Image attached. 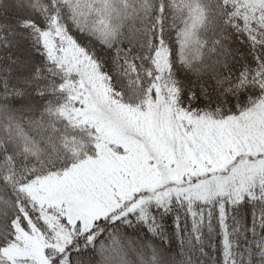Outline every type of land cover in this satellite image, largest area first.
<instances>
[{
	"label": "snow or ice",
	"instance_id": "1",
	"mask_svg": "<svg viewBox=\"0 0 264 264\" xmlns=\"http://www.w3.org/2000/svg\"><path fill=\"white\" fill-rule=\"evenodd\" d=\"M0 264H264V0H0Z\"/></svg>",
	"mask_w": 264,
	"mask_h": 264
}]
</instances>
